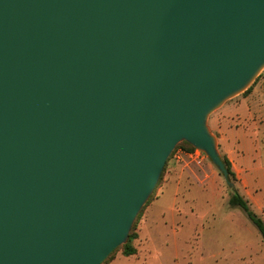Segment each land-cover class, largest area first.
<instances>
[{
	"label": "water",
	"instance_id": "obj_1",
	"mask_svg": "<svg viewBox=\"0 0 264 264\" xmlns=\"http://www.w3.org/2000/svg\"><path fill=\"white\" fill-rule=\"evenodd\" d=\"M264 70V0H0V264H102L178 143L233 185L210 115Z\"/></svg>",
	"mask_w": 264,
	"mask_h": 264
},
{
	"label": "rangeland",
	"instance_id": "obj_2",
	"mask_svg": "<svg viewBox=\"0 0 264 264\" xmlns=\"http://www.w3.org/2000/svg\"><path fill=\"white\" fill-rule=\"evenodd\" d=\"M251 86L210 115L208 124L214 133H220L221 119L231 115V103L254 88L264 95V70ZM255 107L248 113L237 112L233 124L242 126L247 120L246 131H264V107L262 111ZM244 133L241 129L235 148H229L233 159L225 148L220 151L231 162L233 185L264 220V135L255 137L253 132L244 137ZM186 147L183 142L176 146ZM231 193L209 159L202 164L177 160L173 151L132 226L130 243L137 252L126 256L119 247L102 264H264L262 234L241 207L229 204Z\"/></svg>",
	"mask_w": 264,
	"mask_h": 264
},
{
	"label": "crops",
	"instance_id": "obj_3",
	"mask_svg": "<svg viewBox=\"0 0 264 264\" xmlns=\"http://www.w3.org/2000/svg\"><path fill=\"white\" fill-rule=\"evenodd\" d=\"M261 94L262 92L256 88L252 89L248 93H245V95L241 97L239 101H234L229 105V110L231 111L230 113L231 115H227L223 117L220 123H218L219 126L217 127V130L220 133L219 134H217V132L215 133L221 145L219 147L225 148V150L229 152V157L231 159L234 158V153H231L233 149L229 150V148H235V144H237L239 140V131L241 129L245 130V133L243 135L244 137H247L249 133L252 134L253 132H255L256 134L255 137L264 135V131L261 130H254L251 128L249 131H246L247 126H245V123L248 122L247 120H245L246 122H243L242 126L233 124V122L236 121L235 118L237 117L236 116V114H238L237 112L243 111L245 113H248L254 106H256L255 108L262 111L264 107V95ZM258 99H260L259 102ZM262 115H264V113ZM245 118L249 119L250 116L248 114H245Z\"/></svg>",
	"mask_w": 264,
	"mask_h": 264
},
{
	"label": "trees",
	"instance_id": "obj_4",
	"mask_svg": "<svg viewBox=\"0 0 264 264\" xmlns=\"http://www.w3.org/2000/svg\"><path fill=\"white\" fill-rule=\"evenodd\" d=\"M250 88L251 87H249L246 90V92L248 90H250ZM182 142L187 144L186 148L194 149V147L191 144H189L188 142H186V141H182ZM224 161H225L226 166L228 168L230 179L234 183V176L235 175H234V171L232 170L231 162L226 156H224ZM230 189H231L232 193H231V195L229 197V204L231 206H233V207L234 206L241 207L247 213V215L250 218V220L256 225V227L258 228V230L260 231V233L262 234V237L264 239V220H263V218L260 217L259 214L256 211H254V209L252 208L249 200L244 195H242L240 193V191L238 190L236 185L230 186ZM133 238H134V235L132 233H130L129 241L127 243L119 246V247L123 248V254L126 255V256L133 255V254H135L137 252L136 247L130 243V241ZM119 247H117V248H119Z\"/></svg>",
	"mask_w": 264,
	"mask_h": 264
},
{
	"label": "built area",
	"instance_id": "obj_5",
	"mask_svg": "<svg viewBox=\"0 0 264 264\" xmlns=\"http://www.w3.org/2000/svg\"><path fill=\"white\" fill-rule=\"evenodd\" d=\"M174 156L177 160L186 161L190 160L196 164H202L207 158L206 154L199 150V149H183V148H176L174 150Z\"/></svg>",
	"mask_w": 264,
	"mask_h": 264
}]
</instances>
